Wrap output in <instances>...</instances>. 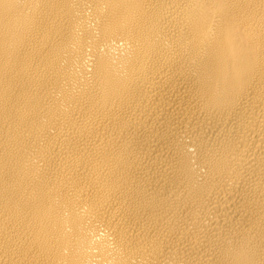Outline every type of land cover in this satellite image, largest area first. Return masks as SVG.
<instances>
[{"label": "bare ground", "instance_id": "6f19581e", "mask_svg": "<svg viewBox=\"0 0 264 264\" xmlns=\"http://www.w3.org/2000/svg\"><path fill=\"white\" fill-rule=\"evenodd\" d=\"M0 264H264V0H0Z\"/></svg>", "mask_w": 264, "mask_h": 264}]
</instances>
